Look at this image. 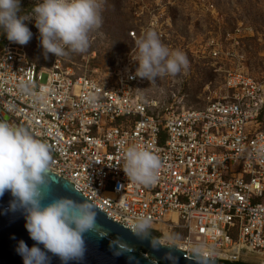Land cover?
I'll list each match as a JSON object with an SVG mask.
<instances>
[{
	"label": "built area",
	"instance_id": "built-area-1",
	"mask_svg": "<svg viewBox=\"0 0 264 264\" xmlns=\"http://www.w3.org/2000/svg\"><path fill=\"white\" fill-rule=\"evenodd\" d=\"M211 46V58H223V44ZM49 56V68L19 50L0 56V120L49 145L51 172L128 229L143 215L161 243L187 258L200 244L206 259L264 260V81L220 68L223 96L202 110H161L139 95L145 79L136 70L103 82ZM122 141L159 156L155 184L128 180ZM165 233L171 241L162 242Z\"/></svg>",
	"mask_w": 264,
	"mask_h": 264
},
{
	"label": "clouds",
	"instance_id": "clouds-1",
	"mask_svg": "<svg viewBox=\"0 0 264 264\" xmlns=\"http://www.w3.org/2000/svg\"><path fill=\"white\" fill-rule=\"evenodd\" d=\"M21 0H0V34L10 42L26 45L33 33L25 21L34 20L45 54L62 57L68 51L83 53L89 47V33L102 24L100 0H38L32 14L21 15ZM138 50L135 75L154 82L165 75L175 76L188 67L187 56L171 50L157 32L146 30L135 42ZM38 100H44L41 93ZM123 148V171L133 183L151 186L159 178L161 159L149 147L130 144ZM49 145L35 138L25 127L0 120V198L6 192L13 197L8 210L20 211L31 240L29 247L19 240L15 247L23 264H82L86 254L85 235L96 230V211L87 202L68 197H52ZM150 221L137 216L133 234L148 240L159 251V237L150 233ZM42 245V247H41ZM197 264L205 257L203 246L191 249ZM51 254V255H50ZM168 255H171L169 251ZM174 264V258L170 261Z\"/></svg>",
	"mask_w": 264,
	"mask_h": 264
},
{
	"label": "rangeland",
	"instance_id": "rangeland-1",
	"mask_svg": "<svg viewBox=\"0 0 264 264\" xmlns=\"http://www.w3.org/2000/svg\"><path fill=\"white\" fill-rule=\"evenodd\" d=\"M37 2L21 0L20 14L30 16ZM100 4L102 24L89 33L88 49L63 56L64 64L77 75L104 82L136 70L138 50L130 34L136 32L139 38L153 24L161 41L183 52L189 61L175 76L165 75L154 82L145 79L139 95L161 110H202L223 96L220 68H239L250 78L264 81V0H100ZM25 23L32 39L20 45L0 34V56L19 50L40 67L49 68L52 58L41 47L35 21ZM213 41L223 44L220 60L211 58ZM238 42L239 47L234 46ZM228 53L232 54L226 57ZM178 237L183 233L176 232L175 240ZM244 263L260 264L254 258Z\"/></svg>",
	"mask_w": 264,
	"mask_h": 264
},
{
	"label": "water",
	"instance_id": "water-1",
	"mask_svg": "<svg viewBox=\"0 0 264 264\" xmlns=\"http://www.w3.org/2000/svg\"><path fill=\"white\" fill-rule=\"evenodd\" d=\"M5 120L13 123L11 118L4 115ZM14 124V123H13ZM52 197H68L78 202L91 203L96 211V230L85 235L86 254L82 264H197L193 255L186 257L187 253L176 246L164 245L159 240L160 250L155 251L149 246L148 240L138 239L131 229L115 222L104 211L94 205L69 181L51 172ZM13 197L6 192L0 198V264H23L22 258L17 255L15 247L19 240L32 247L35 242L30 239L25 228V219L22 212L8 210ZM154 237L161 234L150 231ZM42 247V245H41ZM171 251V255L168 253ZM51 255V254H50ZM52 264H61L58 257H52ZM201 264H231L229 261L203 258Z\"/></svg>",
	"mask_w": 264,
	"mask_h": 264
},
{
	"label": "bare ground",
	"instance_id": "bare-ground-1",
	"mask_svg": "<svg viewBox=\"0 0 264 264\" xmlns=\"http://www.w3.org/2000/svg\"><path fill=\"white\" fill-rule=\"evenodd\" d=\"M166 241H171L168 233H165L164 237L162 238V242H166ZM258 261H259L260 264H264V260L263 259H259Z\"/></svg>",
	"mask_w": 264,
	"mask_h": 264
},
{
	"label": "trees",
	"instance_id": "trees-1",
	"mask_svg": "<svg viewBox=\"0 0 264 264\" xmlns=\"http://www.w3.org/2000/svg\"><path fill=\"white\" fill-rule=\"evenodd\" d=\"M236 264H246V263H236Z\"/></svg>",
	"mask_w": 264,
	"mask_h": 264
}]
</instances>
